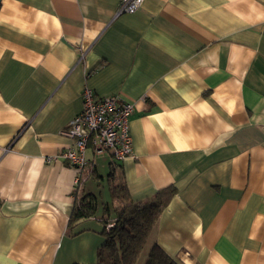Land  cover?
Returning a JSON list of instances; mask_svg holds the SVG:
<instances>
[{
    "label": "crops",
    "instance_id": "obj_1",
    "mask_svg": "<svg viewBox=\"0 0 264 264\" xmlns=\"http://www.w3.org/2000/svg\"><path fill=\"white\" fill-rule=\"evenodd\" d=\"M119 2L0 0V264H94L109 193L67 223L110 164L135 202L175 190L155 241L177 264H264V0ZM84 87L131 103L132 156L88 150L75 188Z\"/></svg>",
    "mask_w": 264,
    "mask_h": 264
},
{
    "label": "trees",
    "instance_id": "obj_2",
    "mask_svg": "<svg viewBox=\"0 0 264 264\" xmlns=\"http://www.w3.org/2000/svg\"><path fill=\"white\" fill-rule=\"evenodd\" d=\"M88 175L99 179L93 168L89 169ZM106 184L114 219L109 220V207L103 206L99 222L103 226L100 235L104 244L94 264H137L146 248L143 264H177L165 255L155 241L158 218L175 190H161L152 198L135 202L129 196L121 172L112 164L109 165ZM75 201L67 223L70 235L77 224L95 215L98 205L96 197L91 194L80 193ZM108 224L112 226L107 229Z\"/></svg>",
    "mask_w": 264,
    "mask_h": 264
},
{
    "label": "built area",
    "instance_id": "obj_3",
    "mask_svg": "<svg viewBox=\"0 0 264 264\" xmlns=\"http://www.w3.org/2000/svg\"><path fill=\"white\" fill-rule=\"evenodd\" d=\"M143 0H120L115 17L133 14ZM132 105L118 95L97 97L84 87L81 92V110L60 135L70 141V146L60 151L58 158L74 168V187L78 188L88 177L86 152L93 156L109 154L114 162L132 156V142L129 133V118ZM112 224L106 225L110 228Z\"/></svg>",
    "mask_w": 264,
    "mask_h": 264
},
{
    "label": "rangeland",
    "instance_id": "obj_4",
    "mask_svg": "<svg viewBox=\"0 0 264 264\" xmlns=\"http://www.w3.org/2000/svg\"><path fill=\"white\" fill-rule=\"evenodd\" d=\"M105 175V174H104ZM89 182H96V181H89ZM100 183L99 185H97V183H95L93 186V191L95 193V196L97 197V201L99 202V206H101L102 202H103V194L107 195V187L105 185V181L102 180L101 182H98ZM102 197V198H101ZM146 251H147V248L143 251L142 255H141V258L137 261V264H143L144 262V259H145V256H146Z\"/></svg>",
    "mask_w": 264,
    "mask_h": 264
}]
</instances>
